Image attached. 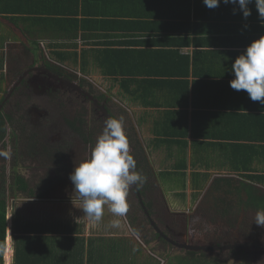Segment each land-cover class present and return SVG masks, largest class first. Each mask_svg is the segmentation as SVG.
Here are the masks:
<instances>
[{"label":"flooded vegetation","instance_id":"flooded-vegetation-1","mask_svg":"<svg viewBox=\"0 0 264 264\" xmlns=\"http://www.w3.org/2000/svg\"><path fill=\"white\" fill-rule=\"evenodd\" d=\"M7 36L0 46V197L7 210L25 218L87 221L69 175L88 157L104 120L122 117L130 154L147 179L130 188L124 221L105 206L96 227L127 231L122 237H130L143 260L158 253L171 261L197 256L217 264H264V227L254 223L264 184L210 173L195 190L164 185L158 158L151 155L149 121L138 118L139 109L118 84L93 64L69 67L27 33ZM28 208L35 214L28 215Z\"/></svg>","mask_w":264,"mask_h":264},{"label":"trees","instance_id":"trees-1","mask_svg":"<svg viewBox=\"0 0 264 264\" xmlns=\"http://www.w3.org/2000/svg\"><path fill=\"white\" fill-rule=\"evenodd\" d=\"M130 1L118 2V0H114L111 3H104V0H0V13H5L7 18L17 26H21L22 32L32 37L31 42H45L52 49V55L62 63L78 66L82 70H86L90 64H93L101 74L108 76L115 85L119 84L120 92L129 100V104L142 108L153 107L152 109H154L159 107L157 115L153 114L152 124L156 139L152 140V143L153 145L155 143L165 145L169 154L174 155L172 164L174 168L176 164H180L177 169H165L159 173L168 182L178 183V187H185L186 172L183 169L187 165L188 96L191 93L192 105L197 108L206 102L203 96H201L202 100L199 99L198 93L207 94L209 90L210 92L211 90L216 91L219 86L224 89L226 85L230 84L229 81L203 79V76L218 75V72L212 65L206 69V58L196 50L193 52L195 60L193 58L191 61V56L187 55L181 56V60H178L176 49H169L166 56L162 57L161 52L151 47H112L111 41L101 47L100 45L104 44L108 37V33H103L102 30L108 29L110 21L114 20L108 19L109 15L117 10L119 4H127ZM186 3L187 12L183 13H188V22H191L190 25L195 33L192 37L185 39L186 44L192 43L194 38V42L197 43L196 40L198 41V39L194 36L201 32H210L212 29L217 32H224L229 30V25H239V29H242L241 25L244 28V25L248 24L258 25L259 22L264 24L259 18L255 0L248 5L252 13L246 19L238 5L225 4L223 0L218 7L212 9L205 6L203 0H170V4L176 6V10L184 11ZM106 4L109 6L108 11L103 12L102 6ZM234 9H236L235 12ZM230 20L232 21L230 22ZM228 21L229 23H227ZM127 28L133 30L131 26ZM244 29L246 30V28ZM251 32L253 31L248 30L247 33ZM2 37L4 38V36ZM79 37L81 43L77 40ZM3 40H0V46L3 44ZM135 43L134 38L127 41L128 45H135ZM89 44L92 46H84ZM214 53L215 51L211 55ZM173 54L176 56L174 57ZM143 113L145 116L141 119L147 120V117H150L148 112L144 110ZM197 114L196 109L192 110L190 114L192 135H197L201 124ZM257 124L258 126H255L259 128L256 131L258 132L256 138L260 142L236 145L237 159L218 161L226 170H232L238 176L251 182L264 184V173L256 170L260 166L264 167V124L260 121ZM253 135L255 136L254 131ZM196 144L198 143L196 142ZM173 145L177 146L174 147ZM197 160H199L198 157ZM192 163L194 164V161ZM200 176L201 174L198 172H193L191 176L193 187L196 189L200 186ZM203 179L205 180L202 178L201 183L204 182ZM220 179L230 181V179L223 177ZM20 187L24 188V185L20 184ZM243 188L246 193L250 194L245 186ZM197 193V190L193 192V197ZM6 215L7 204L4 197L1 196L0 264H5ZM21 218L19 214L13 217V264L28 263L31 258L41 255L45 247L63 242L61 238L55 236H42L44 233L57 232L59 227L56 224L50 223L43 226L40 223H32ZM63 230L68 231L69 226H64ZM132 261L129 259L128 263ZM166 264H217V261L212 262V260L197 256H174V260H170Z\"/></svg>","mask_w":264,"mask_h":264},{"label":"crops","instance_id":"crops-1","mask_svg":"<svg viewBox=\"0 0 264 264\" xmlns=\"http://www.w3.org/2000/svg\"><path fill=\"white\" fill-rule=\"evenodd\" d=\"M113 1L104 0V3H111ZM119 1L123 2L124 0ZM108 7L107 4L103 5L102 11H108ZM175 7L170 4V0H131L127 4H119L117 10L109 15L108 19H114L110 21V27L102 30L103 33H108V37L105 39L104 44L100 46L104 47L111 41L110 43H113L112 47H151L161 52L162 57L166 56L169 49H176L178 51V60H181V56L187 55L191 56V61L193 58L195 60L193 52L196 50L206 58V69L209 65H212L218 72V75H207L202 78L218 79L226 82L234 79L231 66L236 57L242 54L253 40L264 35V24L260 22L258 25H244L246 30L242 25L240 26L242 29H239V25H229L228 31L217 32L215 29H212L210 32L198 33L197 36H194L198 39V41L196 40L197 43L194 42V38L192 43L186 44L185 39L195 34L190 25L191 22H188V13H183L187 12V3L184 11L180 9L176 10ZM129 26L133 27V30H128L127 27ZM4 28L18 33H22L23 30L21 26H17L7 18L5 13H0V30ZM248 30H252L253 32L247 33ZM205 37L207 38L205 39ZM132 38L136 41L135 45H128L127 41ZM1 39H4L2 35H0ZM77 40L81 43L80 37ZM79 46L81 47L82 44ZM84 46L90 47L92 45ZM213 51L215 53L211 55ZM173 56L175 57L176 54H173ZM222 88V86H219V89H216V91L211 90V92L209 90L207 94L198 93L199 99L202 100L201 96H203L206 102L202 101L203 104L197 108H194L192 105L191 93L188 96V117L186 120V127L188 128L186 136V140L188 141L186 148L187 165L183 169L186 172L185 187L188 190L196 189L193 187L191 180L193 172L201 174L199 185L201 179L207 177L210 173H215L222 177L227 174H235L234 171L223 168V165L218 160L237 159L236 145L260 142L256 138L258 136V132L256 131L259 128L256 126H258V121L264 124V105H261L258 101H252L244 90L236 91L230 85H226L224 89ZM126 101L128 102L129 100L126 99ZM133 107L139 109L140 117L138 118L140 119L145 116L144 110L148 112V116H150L147 117L148 124H150L148 134L155 137L152 120L153 114L157 115L159 107L154 109H152L153 107L142 108L134 104ZM177 108L182 109L180 107ZM194 109L197 110L198 120L201 121L197 135L191 134L190 114ZM253 131L255 136L253 135ZM154 139L156 137L150 141L153 151L151 155L158 158L160 170L177 169L180 164H176L175 168L172 166L174 155L169 154L165 145H159V143L153 145L152 140ZM193 142L194 144H192ZM173 146L176 147L177 145ZM197 157L199 160H197ZM154 160L156 159L154 158ZM192 161H194V164ZM256 170L264 173V167L260 166ZM162 182L167 186L171 183L165 179H162ZM173 185L178 186V183H173ZM18 212L21 213V211ZM35 212V210L27 209L28 215H34ZM8 213H11L13 217L17 214L12 210L10 212L7 210ZM37 216L20 218L22 220L24 218V220L32 223H40L43 226L50 223L56 224L59 227L57 232L44 233L42 236H55L61 238L63 242L45 247L41 255L31 258L30 262H26L25 264H141L143 260L141 259L140 250L129 247V245L132 246L130 239L123 238L121 233L118 234L116 231L105 228L104 225L96 227L95 222L85 221L80 216L76 219L69 218L67 220L63 218L48 220L45 218H49V216L45 217L43 214ZM12 225L13 219L10 224V237L6 233L5 264H13ZM66 225L69 226L68 231L63 230ZM10 250H12L10 262L7 263L6 260L10 256ZM129 259L133 261L128 263Z\"/></svg>","mask_w":264,"mask_h":264},{"label":"clouds","instance_id":"clouds-1","mask_svg":"<svg viewBox=\"0 0 264 264\" xmlns=\"http://www.w3.org/2000/svg\"><path fill=\"white\" fill-rule=\"evenodd\" d=\"M252 2L253 0H223L225 4L238 5L245 19L251 15L248 5ZM203 3L212 9L218 7L221 0H203ZM255 6L259 18L264 22V0H255ZM231 72L234 79L229 81L230 87L236 91H246L252 101L264 105V35L253 40L236 57ZM69 179L81 200L79 208L90 222L102 221L105 206H109L116 217L125 215L130 188L139 187L147 178L137 170V162L130 154L122 117L104 120L103 131L88 157L75 166ZM254 223L264 227V204L257 206ZM6 247L5 243V249Z\"/></svg>","mask_w":264,"mask_h":264},{"label":"rangeland","instance_id":"rangeland-1","mask_svg":"<svg viewBox=\"0 0 264 264\" xmlns=\"http://www.w3.org/2000/svg\"><path fill=\"white\" fill-rule=\"evenodd\" d=\"M11 33H16V32H14V31H10V30H8V29H6V28H4V29H1L0 30V35H2V36H6L7 37V39L6 40H8V36L7 35H9V34H11ZM13 41L15 40L16 41V39L15 38H13L12 39ZM43 43V45H44V42H42ZM44 48H48V47H44ZM49 49V48H48ZM46 50V49H45ZM45 57H51V55L50 54H48V52L46 51V53H45ZM68 66L69 67H72L73 69H76V66H74V65H70V64H68ZM77 68H79L78 66H77ZM129 111H130V108H129ZM50 203L51 202H48V204L50 205ZM32 205H34V203L33 204H30V206H32ZM32 208V207H31ZM33 209V208H32ZM8 211L10 212L11 211V209L9 210L8 209ZM12 213V212H11ZM11 213H8L7 214V217H6V222H7V233H8V237H10V235H9V232H10V224L12 223V214ZM51 216V215H50ZM50 216H49V218L48 219H51L50 218ZM21 217V216H20ZM59 219V218H58ZM64 219V218H63ZM69 219V218H68ZM71 219H76V218H71ZM53 220V219H52ZM67 220V219H66ZM122 220L124 221V217H122ZM107 228V227H106ZM120 233H121V235H123L124 233L126 234V233H128L127 231H125L124 232V230L122 229L121 231H120ZM120 233H118V234H120ZM123 233V234H122ZM12 236V235H11ZM125 238H129L130 239V237L129 236H124ZM131 240V239H130ZM131 249H135L133 246H131ZM11 252H12V250H10V256L9 257H7V260H6V262L7 263H9L10 262V257H11ZM4 255H6V251H5V254ZM157 255H158V257H155L154 255H153V259H149V260H147L146 258V260L145 261H141V264H166L168 261H170L171 259H168V260H165V258L164 257H162L160 254H158L157 253ZM4 258H5V256H4Z\"/></svg>","mask_w":264,"mask_h":264}]
</instances>
